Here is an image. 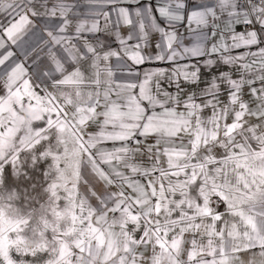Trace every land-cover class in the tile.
<instances>
[{"label": "snow or ice", "instance_id": "1", "mask_svg": "<svg viewBox=\"0 0 264 264\" xmlns=\"http://www.w3.org/2000/svg\"><path fill=\"white\" fill-rule=\"evenodd\" d=\"M86 2L0 0V264H264V0H166L167 28ZM149 27L190 62L141 78ZM36 29L47 62L13 59L3 37Z\"/></svg>", "mask_w": 264, "mask_h": 264}, {"label": "crops", "instance_id": "2", "mask_svg": "<svg viewBox=\"0 0 264 264\" xmlns=\"http://www.w3.org/2000/svg\"><path fill=\"white\" fill-rule=\"evenodd\" d=\"M71 2V0H70ZM75 2L80 3L81 4V8L78 9V11L80 12H85L89 5L87 4L86 0H75ZM192 2H199V0H192ZM204 2L209 3L210 5L212 3H214V0H204ZM166 3V0H138V2H136V0H121V2L117 5H115V7H128L130 11H132L134 13L135 9L137 8H143L146 5H151L152 9H153V15L156 17V21L157 23L160 24L161 27H165L167 28L166 22L163 20V18H161L158 14V12H156V8L158 6H163ZM112 6H105L104 10H109V8ZM227 16L226 14L224 16L221 17L222 20L226 19ZM9 17L6 16V14L4 13H0V24H3L5 26H7L8 21H9ZM77 19L80 20H86L89 23L93 20V19H97L99 24L101 26H103L104 24V19L103 17H91V16H80ZM111 19L115 20V13L113 12L111 15ZM145 24L146 25H150V20L145 17ZM191 27L193 29H196V25L192 24ZM149 33L148 38H147V42L141 43V54L143 56H145V63L138 65V66H134L136 68L137 71L140 72L141 78H143V73L145 71L151 70V71H155L157 69H164L167 71H171L174 67L177 66V64H186L189 63L190 61L188 60H181L179 58H177L176 61L172 62V61H160V60H156L155 56L159 53L162 52V48H157L156 45L157 44H161L163 45L165 43V41L163 40L161 34L159 32L153 31L151 30V28H147L146 29ZM170 30V29H168ZM121 31L122 34L127 33L128 29L124 26H121ZM238 32V31H237ZM69 35H74V28L71 29L68 33ZM178 34L182 36L183 38V43L185 46H191L192 44H194L196 41L192 38L195 33L190 34L188 32V27H187V20H185L183 22V24L181 26H179L178 28ZM85 36H90V34L85 33ZM3 39L6 41V46L8 50H11L15 53L13 59L17 60V61H24L26 62V65H32L33 60H38V62L40 64H45L47 62V55H48V47L49 45H46L44 43L45 40L48 39V37L41 33L39 31V29L34 30L33 32H30L28 35L24 36L21 40L18 41V43L16 45H12L10 41H7V37H3ZM137 41L136 40H132L129 43L130 44H135ZM230 43V41H229ZM175 46V45H174ZM118 45L113 43V48H117ZM248 48L245 47H241L239 49H233L231 54L232 55H238L241 54L243 52L248 51ZM252 51L256 50L255 46H252L251 48ZM5 51V49H0V53H3ZM227 54V53H225ZM219 54H217L215 57L218 59ZM148 57H152L151 60L148 59ZM249 60L251 59L250 57L248 58ZM191 62H194L191 61ZM129 64H131V61H128ZM113 64H115V58L113 59ZM221 70L222 71H229L233 73V78L238 79L239 78V74L236 72L235 67L233 66H229V65H221ZM202 71H204V69L202 68ZM213 71H215V69H213ZM118 79H132V77H128V76H120L118 74ZM206 79L208 78L207 76L205 77ZM161 86L162 88L167 89V91L169 92H175V86H169L167 84V82L161 78L160 80ZM258 86V84H257ZM184 87L187 89L188 86L184 85ZM195 87V86H192ZM0 88H3V84L0 83ZM0 94H3L2 92H0ZM246 100L249 99V97L246 95L244 97ZM206 115H210V113H205ZM99 127L97 124L94 123H90L89 126L86 128V131L88 133H96L99 132ZM105 147L110 148L112 146L111 142H106ZM145 163H147L146 159L144 161ZM125 174H130L128 172H126ZM134 178H139V177H134ZM222 210V209H221ZM15 256V254H13ZM241 256L242 259H246L247 258V254L245 253H240L239 254ZM45 259L47 258L46 256L44 257ZM23 259L27 260V261H32L34 258L31 257L30 255L23 257Z\"/></svg>", "mask_w": 264, "mask_h": 264}, {"label": "built area", "instance_id": "3", "mask_svg": "<svg viewBox=\"0 0 264 264\" xmlns=\"http://www.w3.org/2000/svg\"><path fill=\"white\" fill-rule=\"evenodd\" d=\"M242 30H243V29H242V26H239V25L236 26V31L239 32V31H242Z\"/></svg>", "mask_w": 264, "mask_h": 264}]
</instances>
